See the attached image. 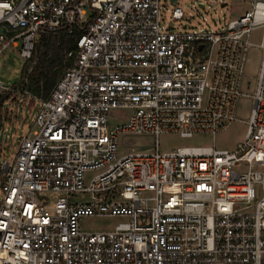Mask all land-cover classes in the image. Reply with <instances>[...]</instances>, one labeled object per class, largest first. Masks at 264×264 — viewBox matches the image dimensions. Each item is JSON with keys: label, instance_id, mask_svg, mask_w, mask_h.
Here are the masks:
<instances>
[{"label": "built area", "instance_id": "obj_1", "mask_svg": "<svg viewBox=\"0 0 264 264\" xmlns=\"http://www.w3.org/2000/svg\"><path fill=\"white\" fill-rule=\"evenodd\" d=\"M240 1L249 8L219 29L175 31L161 0H0V57L79 34L47 98L27 77L0 80V135L9 98L36 107L0 159V264H264V0ZM235 122L234 148L159 149L162 135L214 139ZM94 217L117 223L83 232Z\"/></svg>", "mask_w": 264, "mask_h": 264}, {"label": "rangeland", "instance_id": "obj_2", "mask_svg": "<svg viewBox=\"0 0 264 264\" xmlns=\"http://www.w3.org/2000/svg\"><path fill=\"white\" fill-rule=\"evenodd\" d=\"M170 0H161V4L166 7L167 19L163 24L169 25L173 30H216L223 27L224 23L240 16L249 7L240 0H175L173 4ZM202 3L203 8L199 6ZM221 4H226L222 7ZM173 7H179L184 12L181 20H171L170 13ZM261 31L255 32L251 41L254 44L259 42ZM26 60L18 49L10 48L0 57V80L7 86H15L20 83L21 73ZM259 64V51L248 53L245 64V76L254 83ZM26 102L9 98L4 105L2 113V134L0 135V159H4L8 153H13L18 139L24 136L32 126L33 116L36 107ZM250 103L241 101L237 111L240 120H246L249 115ZM121 114L118 113L117 116ZM117 116L110 120L111 125L119 122ZM245 132V126L240 122L233 123L225 131L217 134L214 139L210 136H195L190 139L181 138L177 135H162L159 138L160 151H168L177 147H203L213 143L218 149H231L238 144ZM131 146L150 145V140L140 137L129 139ZM5 144H9L6 146ZM117 220L114 218L94 217L84 218L81 221L83 232H102L113 229Z\"/></svg>", "mask_w": 264, "mask_h": 264}, {"label": "trees", "instance_id": "obj_3", "mask_svg": "<svg viewBox=\"0 0 264 264\" xmlns=\"http://www.w3.org/2000/svg\"><path fill=\"white\" fill-rule=\"evenodd\" d=\"M78 37V33L67 35L64 32H58L56 35L40 39L34 45L30 57L26 59L20 83L27 77V88L35 96L47 98L64 71L65 52L75 49ZM29 67L31 71L27 73ZM6 99V96L1 97L0 104Z\"/></svg>", "mask_w": 264, "mask_h": 264}, {"label": "water", "instance_id": "obj_4", "mask_svg": "<svg viewBox=\"0 0 264 264\" xmlns=\"http://www.w3.org/2000/svg\"><path fill=\"white\" fill-rule=\"evenodd\" d=\"M169 2L172 4L174 2V0H170ZM221 6L224 7V5H221Z\"/></svg>", "mask_w": 264, "mask_h": 264}]
</instances>
